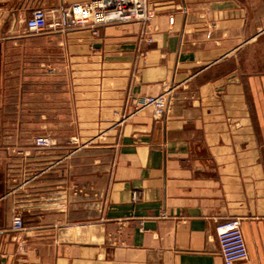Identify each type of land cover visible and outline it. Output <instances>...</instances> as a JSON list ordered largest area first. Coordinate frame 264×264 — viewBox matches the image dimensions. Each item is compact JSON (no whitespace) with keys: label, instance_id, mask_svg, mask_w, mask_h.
I'll list each match as a JSON object with an SVG mask.
<instances>
[{"label":"crops","instance_id":"obj_1","mask_svg":"<svg viewBox=\"0 0 264 264\" xmlns=\"http://www.w3.org/2000/svg\"><path fill=\"white\" fill-rule=\"evenodd\" d=\"M89 1L0 0V264H225L217 225L235 217L236 264H264V0L26 28ZM166 91L161 117L134 104Z\"/></svg>","mask_w":264,"mask_h":264},{"label":"built area","instance_id":"obj_2","mask_svg":"<svg viewBox=\"0 0 264 264\" xmlns=\"http://www.w3.org/2000/svg\"><path fill=\"white\" fill-rule=\"evenodd\" d=\"M156 11L149 0H92L87 3L74 4L65 9L36 8L26 21L30 31L68 30L89 28L98 30L102 26L138 22L148 27L155 17ZM172 18L170 22H172ZM210 34H208V37ZM175 97L171 91L157 96H143L134 100L137 109L151 108L155 117H161L169 112ZM38 148H48L52 139L48 135H38L34 139ZM134 199L138 193H133ZM13 230L25 228L22 216L17 213L13 217ZM217 236L221 256L225 264H236L249 256L239 218H231L217 225Z\"/></svg>","mask_w":264,"mask_h":264}]
</instances>
